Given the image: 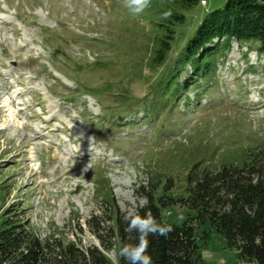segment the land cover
I'll use <instances>...</instances> for the list:
<instances>
[{
    "label": "rangeland",
    "instance_id": "1",
    "mask_svg": "<svg viewBox=\"0 0 264 264\" xmlns=\"http://www.w3.org/2000/svg\"><path fill=\"white\" fill-rule=\"evenodd\" d=\"M206 1L150 0L132 16L126 0H0V222L101 245L93 226L113 225V203L139 215L152 197L181 224L195 164L242 163L264 143L259 41L233 39L211 76L169 93L193 71L181 53L199 21L227 0ZM209 229L196 232L201 264H259Z\"/></svg>",
    "mask_w": 264,
    "mask_h": 264
},
{
    "label": "trees",
    "instance_id": "2",
    "mask_svg": "<svg viewBox=\"0 0 264 264\" xmlns=\"http://www.w3.org/2000/svg\"><path fill=\"white\" fill-rule=\"evenodd\" d=\"M179 1V9L186 11L201 3ZM181 17L182 21L184 15ZM233 39L257 40L259 51L264 52V0H227L223 7L207 13L181 53V63L190 62L193 71L169 93L188 88L195 78L211 76L217 52L229 47ZM159 43L156 62L163 61L170 44L164 38ZM186 192L180 200L194 214L181 224L166 222L163 206L152 197L140 209V216L151 214L159 222L173 226L167 238L148 237L152 264H201L196 232L206 224L225 236L240 260L264 264V143L248 152L242 163L224 164L213 171L195 164L188 175ZM108 203L112 205L113 199H108ZM112 209L113 225L93 226L101 245L64 242L54 235L41 239L29 226L2 217L0 264H113L104 252L114 246L113 238L119 240L120 247L138 241L136 233L126 232L127 224L119 207L113 203ZM103 211L107 214V208ZM120 261L125 264L122 257Z\"/></svg>",
    "mask_w": 264,
    "mask_h": 264
},
{
    "label": "clouds",
    "instance_id": "3",
    "mask_svg": "<svg viewBox=\"0 0 264 264\" xmlns=\"http://www.w3.org/2000/svg\"><path fill=\"white\" fill-rule=\"evenodd\" d=\"M150 6V0H126V7L132 16H139ZM183 219V217H180ZM126 222V232L136 233L138 242L125 244L119 248L118 256L122 257L125 264H152V257L148 254L149 236H167L173 231V226L159 222L151 214L144 216L132 215L131 213L123 217ZM109 256L113 252L108 253Z\"/></svg>",
    "mask_w": 264,
    "mask_h": 264
}]
</instances>
